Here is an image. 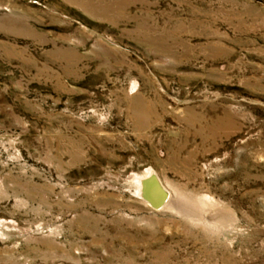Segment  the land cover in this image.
Instances as JSON below:
<instances>
[{"label": "rangeland", "instance_id": "rangeland-1", "mask_svg": "<svg viewBox=\"0 0 264 264\" xmlns=\"http://www.w3.org/2000/svg\"><path fill=\"white\" fill-rule=\"evenodd\" d=\"M0 264H264V0H0Z\"/></svg>", "mask_w": 264, "mask_h": 264}, {"label": "bare ground", "instance_id": "bare-ground-1", "mask_svg": "<svg viewBox=\"0 0 264 264\" xmlns=\"http://www.w3.org/2000/svg\"><path fill=\"white\" fill-rule=\"evenodd\" d=\"M153 175V173H147V172H144V174L142 175H135L134 176V179L136 180L137 182V190L140 192V193H143V195L146 197V200L148 202H150L152 205H154L155 207H160V204H159V198H160V195L161 194V187L158 185V183L154 182V181H150V178L151 176ZM150 177V178H149ZM147 178V180H145ZM149 179V180H148ZM169 193L168 194H171L172 196H175L176 198L181 194H182V191H179L177 189H171L170 187H168L167 185H164ZM164 190V189H163ZM167 191V192H168ZM181 192V193H180ZM161 200V199H160ZM203 201V200H202ZM208 200H206L207 202ZM210 201V200H209ZM162 203V202H161ZM163 204V203H162ZM161 204V205H162ZM203 206V205H202ZM205 206V205H204ZM161 208V207H160ZM162 208H166V209H169V210H176V212H181L179 211L180 209L178 207H176L175 205H173L170 201V199H168L167 202H165L162 206ZM207 211V210H206ZM208 213V212H207ZM211 212H209L210 214ZM191 220V219H190ZM195 223H198V222H195Z\"/></svg>", "mask_w": 264, "mask_h": 264}]
</instances>
